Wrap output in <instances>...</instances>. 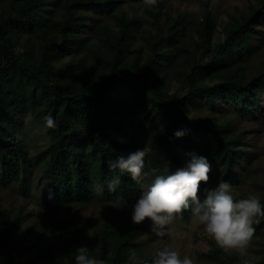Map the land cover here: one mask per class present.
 I'll list each match as a JSON object with an SVG mask.
<instances>
[{
  "label": "trees",
  "instance_id": "obj_1",
  "mask_svg": "<svg viewBox=\"0 0 264 264\" xmlns=\"http://www.w3.org/2000/svg\"><path fill=\"white\" fill-rule=\"evenodd\" d=\"M124 1L140 0H0V177L29 197L31 160L21 140V117L51 112L57 126L45 130L50 143L42 151L47 159L40 205L55 213L68 210L26 224L21 209L0 207V264H74L93 218L81 223L71 208L89 204L99 188L127 203L140 195L141 184L111 167L117 154L134 150L138 136L149 141L146 169L175 171L195 149L207 157L211 170L201 188L224 180L232 184L239 157L248 152L229 121L193 117L188 108L202 102L211 113L228 102L253 111L264 90V59L256 74L245 77L244 70L256 50L251 44L264 21V0L232 17L215 45L209 0H198L199 20L149 8L152 31L142 29L141 16L123 10ZM93 15L113 20L115 29L92 21ZM91 30L99 45L89 44ZM134 33L144 46L133 47ZM87 59L94 65L89 71ZM174 82L180 90L188 86L187 93L171 95ZM128 127L129 135L119 138ZM177 130L185 132L179 139L173 135ZM181 215L189 217L190 210ZM98 223L90 255L106 264H133L132 250L140 264H151L153 257L141 248V224L130 226L124 217ZM255 227L264 228V216ZM261 251L264 264V246ZM206 256L209 264L241 261L216 245Z\"/></svg>",
  "mask_w": 264,
  "mask_h": 264
},
{
  "label": "rangeland",
  "instance_id": "obj_2",
  "mask_svg": "<svg viewBox=\"0 0 264 264\" xmlns=\"http://www.w3.org/2000/svg\"><path fill=\"white\" fill-rule=\"evenodd\" d=\"M155 2L156 5L154 6L151 0H140L136 3L124 1L121 6L128 14L136 13L137 16H141L142 29H147L148 31H152L154 27L152 19L146 13L151 7L157 9L155 12L161 11L163 16L167 14L174 15L175 12H179L181 16L188 15L193 20H199L200 13L203 10L198 0H155ZM158 3H163L161 9H159ZM256 3L257 0H209L208 7L216 25L213 45L223 40V29L228 26L232 17L246 14L250 6L256 5ZM91 19L92 21H102L112 29H115L113 20L108 17L93 15ZM159 23L164 27L166 24L165 18H160ZM255 29L256 36L251 45L256 50L251 55L250 64L246 65L244 70L245 77L256 74L264 59V43L259 42L263 38L264 21L261 27L257 25ZM138 34H133V47L145 45L144 40L142 39V41L141 36ZM88 36L90 38L89 44L99 45L97 38L94 37L93 30L88 33ZM260 37L262 38L259 39ZM85 62L87 71L94 67V65H91L90 59L85 60ZM212 83L211 81L203 82L205 86H209ZM198 85L202 84L199 83ZM187 89L188 86L180 90L179 83L174 82L170 88L171 95H183L187 93ZM258 94L259 99L251 112L228 102L215 107L211 113L203 106L202 102H197V104H194L196 105L195 107L192 105V108H188L190 110L189 114L193 117L211 115L216 121H229L231 123L230 132L234 135L239 134L240 141L242 142L241 147L248 151L246 155H239L241 164L234 171V181L231 185L233 189L232 194L235 199L246 198L250 193L258 195L261 200L264 199V90H259ZM49 114L51 112L35 118L32 114L28 113L21 117L24 121V126L20 130L21 140L31 160V165L27 170L30 183L29 197L21 196L14 182L5 183L0 177V207L11 212H13L12 210L21 209L26 214V224L31 221L39 223L40 221L49 220L57 216H64L68 212V210H63L55 213L46 210L40 205L43 187L41 175L44 162L47 159L42 154V151L50 143V139L45 132L47 130L46 117ZM129 133L130 127L119 138H126ZM148 143L147 137L138 136L133 151L142 147L147 149ZM194 152L199 154L197 149ZM211 187H214L213 182L208 184V188ZM202 190L203 188L200 187L198 195L201 194ZM131 204L127 203V207L119 208L122 206V201L116 198V196L108 195L102 188H99L89 204L72 207V211H77L76 216L81 223L87 217L93 218V227L84 235L83 246L90 248L96 245L95 234L98 229V222L105 217L109 219L124 217L130 226L134 225L130 219ZM258 220L259 217L255 218L252 225L254 232L243 253L237 249L222 247L227 253L236 255L239 258L241 257V261L237 264H261V249L264 246V228L257 229L255 227ZM139 233L141 234L140 240L142 241L141 248L143 253L151 255L153 258L164 244H170L175 249H178L182 256H190L194 260V264H209L206 254L213 246H219L213 238L202 231L200 226L193 223L191 215L187 218L182 216V220L176 221L171 226L170 233L163 238L157 237L151 232V222L147 219L141 223Z\"/></svg>",
  "mask_w": 264,
  "mask_h": 264
},
{
  "label": "clouds",
  "instance_id": "obj_3",
  "mask_svg": "<svg viewBox=\"0 0 264 264\" xmlns=\"http://www.w3.org/2000/svg\"><path fill=\"white\" fill-rule=\"evenodd\" d=\"M155 3V0H151ZM56 122L51 114L46 117V127L54 129ZM184 130L173 133L179 139ZM148 149L142 147L125 154H117L111 167L127 174L130 179L141 184L138 198L130 206V219L139 225L145 219L151 222V232L163 238L171 231V226L182 220V212L190 210L193 223L226 249L244 252L252 237L255 218L264 216V203L255 194L235 199L232 185L227 181L219 182L215 187L200 186L209 180L211 164L207 157L196 152L185 154L184 165L175 171L145 167ZM122 200V198H121ZM122 201V207H127ZM87 246L75 249L74 264H106L104 259L90 255ZM133 264H140L134 251L130 250ZM63 257L58 258V262ZM151 264H194L188 255H181L178 249L164 244L152 259Z\"/></svg>",
  "mask_w": 264,
  "mask_h": 264
}]
</instances>
